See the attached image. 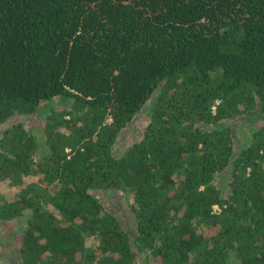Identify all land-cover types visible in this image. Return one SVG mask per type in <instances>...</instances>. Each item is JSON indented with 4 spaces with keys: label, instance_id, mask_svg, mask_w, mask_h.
Here are the masks:
<instances>
[{
    "label": "trees",
    "instance_id": "16d2710c",
    "mask_svg": "<svg viewBox=\"0 0 264 264\" xmlns=\"http://www.w3.org/2000/svg\"><path fill=\"white\" fill-rule=\"evenodd\" d=\"M46 111L0 134L20 264H264V0H0V124Z\"/></svg>",
    "mask_w": 264,
    "mask_h": 264
},
{
    "label": "rangeland",
    "instance_id": "374dc122",
    "mask_svg": "<svg viewBox=\"0 0 264 264\" xmlns=\"http://www.w3.org/2000/svg\"><path fill=\"white\" fill-rule=\"evenodd\" d=\"M70 102L71 99L65 101L58 97L53 99L52 104L55 109L62 110L67 108ZM147 111V107H143L142 110L136 114L134 119L120 131L119 135L117 136V140L112 146V151L115 155L121 154L128 145L141 136L143 128L147 122ZM47 112L49 111H46V113L34 112L32 114L13 117L7 123L0 124V134L8 124H12L13 122L21 119L25 122L24 125L26 127H30L33 133H36L38 137L43 138V127ZM246 122L248 121H245V123ZM234 127L235 126L232 128L234 129ZM245 127L247 128V126ZM235 130L237 131L238 128L235 127ZM240 131L242 130L240 129ZM238 135L242 136L240 133ZM98 193V195L101 196L104 206L111 211H115L119 218L122 219V222L125 226H128L127 223H132L131 216L128 214L127 208L125 207V203L128 198L125 199V196L122 192L117 190H99ZM25 225V215L11 219L0 218V260L4 264H20L17 258L16 240L18 235L22 233Z\"/></svg>",
    "mask_w": 264,
    "mask_h": 264
},
{
    "label": "built area",
    "instance_id": "2783aa9c",
    "mask_svg": "<svg viewBox=\"0 0 264 264\" xmlns=\"http://www.w3.org/2000/svg\"><path fill=\"white\" fill-rule=\"evenodd\" d=\"M213 208L216 210V209H218V205L217 204H214L213 205Z\"/></svg>",
    "mask_w": 264,
    "mask_h": 264
}]
</instances>
